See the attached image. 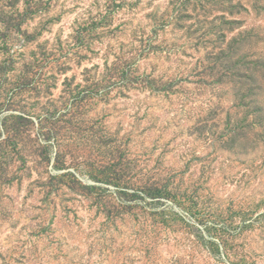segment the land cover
Instances as JSON below:
<instances>
[{"label": "rangeland", "instance_id": "obj_1", "mask_svg": "<svg viewBox=\"0 0 264 264\" xmlns=\"http://www.w3.org/2000/svg\"><path fill=\"white\" fill-rule=\"evenodd\" d=\"M0 264H264V0H0Z\"/></svg>", "mask_w": 264, "mask_h": 264}]
</instances>
